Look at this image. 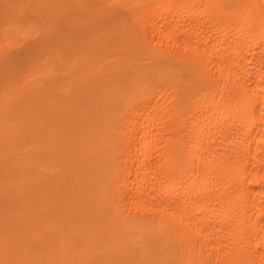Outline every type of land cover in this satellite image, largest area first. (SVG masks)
I'll list each match as a JSON object with an SVG mask.
<instances>
[{
	"label": "bare ground",
	"instance_id": "obj_1",
	"mask_svg": "<svg viewBox=\"0 0 264 264\" xmlns=\"http://www.w3.org/2000/svg\"><path fill=\"white\" fill-rule=\"evenodd\" d=\"M0 264H264V0H0Z\"/></svg>",
	"mask_w": 264,
	"mask_h": 264
}]
</instances>
